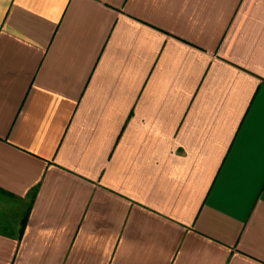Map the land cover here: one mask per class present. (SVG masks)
<instances>
[{
    "label": "crops",
    "instance_id": "1",
    "mask_svg": "<svg viewBox=\"0 0 264 264\" xmlns=\"http://www.w3.org/2000/svg\"><path fill=\"white\" fill-rule=\"evenodd\" d=\"M0 264H264V0H0Z\"/></svg>",
    "mask_w": 264,
    "mask_h": 264
},
{
    "label": "rangeland",
    "instance_id": "2",
    "mask_svg": "<svg viewBox=\"0 0 264 264\" xmlns=\"http://www.w3.org/2000/svg\"><path fill=\"white\" fill-rule=\"evenodd\" d=\"M5 213H3V215H4ZM14 223H16V220H12V223H11V230H13V228H12V225L14 224ZM8 231H10V228L8 227ZM19 256V255H18ZM17 260H18V257H17ZM17 260H16V263H17Z\"/></svg>",
    "mask_w": 264,
    "mask_h": 264
}]
</instances>
